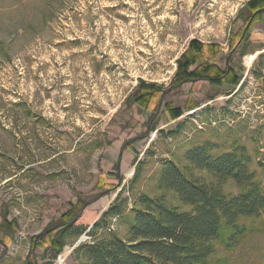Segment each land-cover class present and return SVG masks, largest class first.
<instances>
[{"label":"rangeland","instance_id":"374dc122","mask_svg":"<svg viewBox=\"0 0 264 264\" xmlns=\"http://www.w3.org/2000/svg\"><path fill=\"white\" fill-rule=\"evenodd\" d=\"M252 1L264 0H0V225L8 212L18 230L0 243V264H80V248L105 235L87 233L112 206L124 213L109 215L106 230L128 241L140 195L187 211L158 183L169 162L215 182L184 160L198 142L243 146L264 188V14L238 47ZM192 41L223 47L214 61L240 84L197 74L176 85ZM193 56L205 64L207 54ZM221 189L242 191L232 181ZM74 207L86 233L59 252L47 240L34 248ZM244 222L239 245L216 243L206 264H264V214Z\"/></svg>","mask_w":264,"mask_h":264},{"label":"trees","instance_id":"16d2710c","mask_svg":"<svg viewBox=\"0 0 264 264\" xmlns=\"http://www.w3.org/2000/svg\"><path fill=\"white\" fill-rule=\"evenodd\" d=\"M247 11L250 15L240 32L238 47L253 25L260 22L264 1H252L247 5ZM222 51L221 46H205L192 41L178 61L176 85L205 79L214 86L228 84L235 89L241 80L238 72L229 66L222 72L214 61L215 55ZM193 53L207 54L205 64H200ZM232 55H229L228 63ZM197 74L207 76L203 75L201 79L195 77ZM167 109L175 119L182 115L179 109L170 108V105ZM219 149L218 144L204 141L192 145L184 154L190 168L208 174L215 182L208 183L189 175L174 162L162 167L159 190L174 193L178 202L189 208L187 211L168 206L164 197L140 195L129 211L130 239L126 241L106 230L109 215L124 213L120 207L112 206L87 233L88 237H95L97 231L103 229L105 235L80 248L85 254V260L80 264H206L216 251V243H223L229 249L239 245L250 229L244 221L259 219L264 214V188L252 170V158L243 146L233 144L223 152ZM227 181L234 182L242 191L235 196H226L221 184ZM73 209L61 216L58 231L34 238L31 242L34 248L39 240H47V246L56 247L59 252L68 237L86 233L88 226L79 224L83 206L80 211L76 207ZM8 216V212L3 213L0 225V243L5 247L4 239L13 243L18 231L17 222L10 221Z\"/></svg>","mask_w":264,"mask_h":264},{"label":"bare ground","instance_id":"6f19581e","mask_svg":"<svg viewBox=\"0 0 264 264\" xmlns=\"http://www.w3.org/2000/svg\"><path fill=\"white\" fill-rule=\"evenodd\" d=\"M256 55L257 54H254L252 56L247 57L246 62L248 64V66H250L254 62V60L256 58ZM69 253H70V250L67 248L66 251H65V253H64V255H63V258H65Z\"/></svg>","mask_w":264,"mask_h":264},{"label":"crops","instance_id":"0c3cea01","mask_svg":"<svg viewBox=\"0 0 264 264\" xmlns=\"http://www.w3.org/2000/svg\"><path fill=\"white\" fill-rule=\"evenodd\" d=\"M264 26V25H263Z\"/></svg>","mask_w":264,"mask_h":264}]
</instances>
